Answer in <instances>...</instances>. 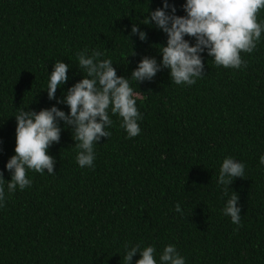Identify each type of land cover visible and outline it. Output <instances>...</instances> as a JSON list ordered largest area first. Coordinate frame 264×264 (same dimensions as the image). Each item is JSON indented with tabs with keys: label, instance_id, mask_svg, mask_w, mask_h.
<instances>
[{
	"label": "trees",
	"instance_id": "1",
	"mask_svg": "<svg viewBox=\"0 0 264 264\" xmlns=\"http://www.w3.org/2000/svg\"><path fill=\"white\" fill-rule=\"evenodd\" d=\"M164 0H0V172L11 180L15 115L55 106L86 76L77 53L111 59L117 76L138 95L140 134L127 138L119 116L109 115L108 138L94 145L92 167L76 162L72 129L62 121L59 143L48 150L54 175L29 170L30 187L0 207V264H124L126 250L152 246L155 258L173 245L185 264H264V33L246 67H216L202 53L204 75L192 86L171 82L162 69L136 84L131 73L144 57L159 63L167 36L140 23ZM185 16L186 0H167ZM264 22V9L257 16ZM147 34L132 35L136 24ZM191 45L195 39L185 37ZM69 79L49 100L55 62ZM227 157L245 165L243 178L218 184ZM234 192L240 224L223 209ZM181 211H176V205ZM133 257L132 264L140 259Z\"/></svg>",
	"mask_w": 264,
	"mask_h": 264
},
{
	"label": "clouds",
	"instance_id": "2",
	"mask_svg": "<svg viewBox=\"0 0 264 264\" xmlns=\"http://www.w3.org/2000/svg\"><path fill=\"white\" fill-rule=\"evenodd\" d=\"M164 0L163 7L157 8L146 15L140 23L145 26L153 22L157 29L167 36L166 46H159L158 54L162 60L144 57L137 68L131 73V79L138 83L151 81L162 69H168L171 82L176 85L192 86L204 75L202 53L212 57L216 67L224 69H240L247 62L241 53L251 54L257 47L264 33V22H258L257 16L264 9V0H186L183 10L185 16L175 15V7ZM131 34L139 36L144 42L147 34L140 31L136 24L131 28ZM195 39L191 45L185 37ZM79 69L86 76L70 87L62 100L70 109L69 113L53 106L40 110L38 113L20 110L15 115V148L13 155L6 164L11 173V180L3 179L0 172V207L4 206L5 183L9 194L17 189L23 191L32 184L28 178L29 170L41 175L47 170L48 175H54L55 159L48 154L54 143L60 142L63 122L72 129V139L78 150L76 162L81 168L92 167L95 160L94 145L101 138H108L111 132L106 128L112 125L109 115L119 116L120 127L127 133V138L140 134L138 121L142 119L136 107L138 95L130 86L129 78L117 76L111 59H101L104 55L100 50L88 49L77 54ZM69 65L61 61L55 62L49 75L47 85L48 99H56L58 88L67 83ZM264 165V155L260 157ZM245 165L227 157L219 169L218 184L224 186V193L229 194V185L236 178H243ZM239 197L232 192L229 196L223 214L231 218L233 224H240L241 209L237 207ZM176 211H181L176 205ZM156 249L152 246L143 250L139 246L126 250L124 264H132L133 257L139 254L140 259L135 264H157ZM159 264H185V259L173 245L166 246L159 255Z\"/></svg>",
	"mask_w": 264,
	"mask_h": 264
}]
</instances>
